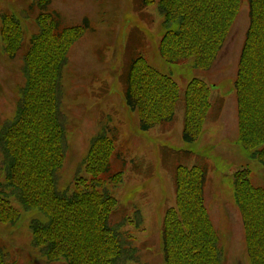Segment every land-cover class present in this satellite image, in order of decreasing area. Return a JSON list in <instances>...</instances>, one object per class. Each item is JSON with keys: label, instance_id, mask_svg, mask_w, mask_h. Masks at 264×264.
<instances>
[{"label": "trees", "instance_id": "1", "mask_svg": "<svg viewBox=\"0 0 264 264\" xmlns=\"http://www.w3.org/2000/svg\"><path fill=\"white\" fill-rule=\"evenodd\" d=\"M244 1L249 23L233 82L237 132L239 143L264 167V0H159L165 33L158 54L170 64L192 59L195 68L210 69ZM153 3L137 0L136 8ZM50 4L37 0L30 5L29 11L36 6L39 13L37 31L26 46L18 18L0 13L2 50L10 60L23 51L24 80L12 118L0 127V169L5 177L0 186V222L19 220L21 213L13 201L24 211L42 212L46 220L32 219L30 228L33 245L47 264H142L129 231L141 225L140 212L111 221L119 206L109 188L120 183L123 172H110L111 159L119 153L109 122L89 142L82 160L87 176L77 175L72 188L59 190L69 146L62 79L69 51L89 24L63 26L59 14L49 11ZM184 89L149 66L140 53L127 63L124 101L137 111L142 131L171 126L182 100L183 139L198 140L216 100L200 78L190 80ZM221 103L220 99L219 111ZM233 178L249 264H264V187L254 185L249 168L235 171ZM206 179L204 166L175 167V206L165 210L160 232L164 264H224L220 237L205 203ZM0 264H13L1 247Z\"/></svg>", "mask_w": 264, "mask_h": 264}, {"label": "rangeland", "instance_id": "2", "mask_svg": "<svg viewBox=\"0 0 264 264\" xmlns=\"http://www.w3.org/2000/svg\"><path fill=\"white\" fill-rule=\"evenodd\" d=\"M36 1L0 0V13L18 18L25 46L37 31L35 18L39 9L35 6L29 11ZM158 1L138 10L137 0H50L48 9L59 14L63 26H76L84 21L89 24L84 36L69 51L62 79V110L67 117L65 128L69 146L59 190L72 188L75 176H87L82 160L90 138L100 131L101 125L111 121L109 126L114 130L119 156L111 159L110 172H123L120 183L109 188L119 206L111 221L120 222L123 217H131L134 211L140 212L139 228L128 227L135 236L139 262L164 264L161 224L165 210L175 206L173 176L175 167L181 164L186 167L201 165L207 169L205 203L220 237L224 264H249L241 215L234 201L233 174L249 168L254 185L264 187V167L252 157L251 150L239 143L237 132L233 82L248 29L247 2L242 3L214 65L201 70L194 67L192 59L170 64L158 54V43L165 33ZM135 52L160 74L174 78L182 92L196 77L211 87L216 105L198 140L185 142L183 139L182 100L171 126L140 130L137 111L127 107L123 95L124 73ZM22 53L8 59L0 39V127L12 118L23 86ZM220 99L219 111L217 102ZM4 178L0 169V186ZM12 204L21 213L19 220L16 224L0 222V247L5 250L8 261L47 264L33 245L30 228L32 219L45 221V215L33 209L24 211L16 201Z\"/></svg>", "mask_w": 264, "mask_h": 264}]
</instances>
